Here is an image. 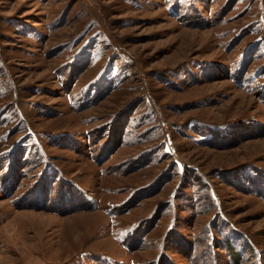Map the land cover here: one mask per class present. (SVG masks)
I'll use <instances>...</instances> for the list:
<instances>
[{
	"label": "rangeland",
	"instance_id": "obj_1",
	"mask_svg": "<svg viewBox=\"0 0 264 264\" xmlns=\"http://www.w3.org/2000/svg\"><path fill=\"white\" fill-rule=\"evenodd\" d=\"M0 264H264V0H0Z\"/></svg>",
	"mask_w": 264,
	"mask_h": 264
},
{
	"label": "bare ground",
	"instance_id": "obj_2",
	"mask_svg": "<svg viewBox=\"0 0 264 264\" xmlns=\"http://www.w3.org/2000/svg\"><path fill=\"white\" fill-rule=\"evenodd\" d=\"M21 236V235H20ZM23 237V236H22ZM19 241V240H18ZM17 242V241H16Z\"/></svg>",
	"mask_w": 264,
	"mask_h": 264
}]
</instances>
